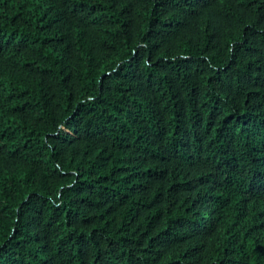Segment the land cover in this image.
<instances>
[{"label": "trees", "instance_id": "obj_1", "mask_svg": "<svg viewBox=\"0 0 264 264\" xmlns=\"http://www.w3.org/2000/svg\"><path fill=\"white\" fill-rule=\"evenodd\" d=\"M0 264H264V0H0Z\"/></svg>", "mask_w": 264, "mask_h": 264}]
</instances>
